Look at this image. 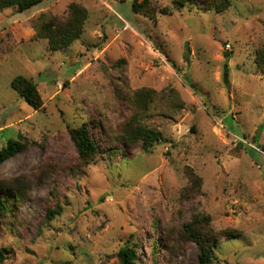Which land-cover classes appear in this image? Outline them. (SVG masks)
Instances as JSON below:
<instances>
[{
    "label": "rangeland",
    "instance_id": "rangeland-1",
    "mask_svg": "<svg viewBox=\"0 0 264 264\" xmlns=\"http://www.w3.org/2000/svg\"><path fill=\"white\" fill-rule=\"evenodd\" d=\"M132 1L42 0L0 12V147L29 140L0 164V181L42 184L2 222L0 264H119L126 245L135 264H197L198 246L181 236L195 213L220 236L211 264H264V0H230L219 13L149 0L153 17ZM72 3L88 12L83 32L52 52L35 37L39 17L65 18ZM17 75L37 82L41 109L11 87ZM140 88L155 92L140 122L163 139L150 152L123 151L116 137ZM82 122L99 143L88 165L69 133ZM190 171L199 187L190 189ZM56 203L62 213L46 222Z\"/></svg>",
    "mask_w": 264,
    "mask_h": 264
},
{
    "label": "trees",
    "instance_id": "trees-1",
    "mask_svg": "<svg viewBox=\"0 0 264 264\" xmlns=\"http://www.w3.org/2000/svg\"><path fill=\"white\" fill-rule=\"evenodd\" d=\"M197 1L202 3L204 9H212L218 13L225 11L230 6V0H178L177 7L181 8L185 3H196ZM41 2L42 0H0V12L11 7L20 12L30 9ZM131 10L148 17H153L155 14V10L150 5L149 0L140 2L133 0ZM161 13L169 14L170 11L164 8ZM87 17L88 12L83 6L72 3L65 18L41 15L35 29V37L47 40L48 47L52 52L65 50L80 38ZM256 61L258 66L264 70L263 50L257 52ZM224 71L225 74L229 71L227 62L225 63ZM10 85L29 107L33 110L41 109L43 102L37 89V82L23 75H17L11 80ZM154 96L155 92L147 88H140L134 91L131 103L135 113L121 125L120 133L116 137V141L123 148V151H126L129 147L140 145L142 151L150 152L153 145L163 139L159 131L140 122V118L150 109ZM93 123L96 124L95 121ZM69 133L79 161L83 165L90 164L96 155L100 153L99 143L94 139L90 125L87 122H82L81 125L71 128ZM28 144L29 140L21 135L17 139L8 138L6 144L0 147V164L25 150ZM189 173L190 189L199 187L201 179L192 171ZM33 185L40 187L42 184L38 178L27 180L25 176L0 181V226L9 216H13L16 219V213L19 207L28 201ZM187 189H185L184 195H187ZM62 210L59 203L49 206L44 220L51 222L62 213ZM238 235V233L232 231L221 233V237L225 236L227 238H234ZM181 236L198 246L197 264H211L213 262L214 247L219 244L220 236L212 228L210 216L202 213L193 214L191 219L184 223ZM156 243L157 245L160 244L159 242ZM6 253V248H0V262L6 259ZM117 256L120 261L119 264H135L136 251L132 246L121 247Z\"/></svg>",
    "mask_w": 264,
    "mask_h": 264
}]
</instances>
